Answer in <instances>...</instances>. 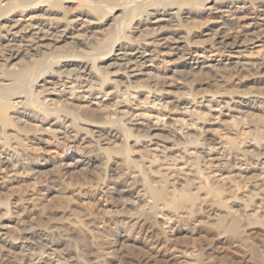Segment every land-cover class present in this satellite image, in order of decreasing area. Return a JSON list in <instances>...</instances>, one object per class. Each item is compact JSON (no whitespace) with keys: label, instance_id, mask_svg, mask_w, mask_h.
I'll list each match as a JSON object with an SVG mask.
<instances>
[{"label":"bare ground","instance_id":"bare-ground-1","mask_svg":"<svg viewBox=\"0 0 264 264\" xmlns=\"http://www.w3.org/2000/svg\"><path fill=\"white\" fill-rule=\"evenodd\" d=\"M0 179V264H264V0H0ZM66 191L140 203L98 241Z\"/></svg>","mask_w":264,"mask_h":264},{"label":"rangeland","instance_id":"rangeland-1","mask_svg":"<svg viewBox=\"0 0 264 264\" xmlns=\"http://www.w3.org/2000/svg\"><path fill=\"white\" fill-rule=\"evenodd\" d=\"M261 51H262V49L256 48L253 52H250L249 54L248 53L247 54L249 56L254 57V56H258L261 53ZM97 99H99L103 102V104L99 108L95 104L96 97L88 96L85 100L87 102H89V104H90L89 108L94 109V110H99L100 108H103L107 104V102H111L113 100V97H112V95H109V96L98 95ZM200 103H201L200 105H202V103L205 104L206 101L204 99H201ZM2 156H3V154L1 155V157ZM81 158H82L81 160H83L84 158H86V156H82ZM40 163L41 162H39V164ZM8 174L5 177V180H9V179L14 177V175H11V172ZM49 174H51L50 168L44 169L43 173H42V177L44 176L43 178H46ZM18 176L24 177L25 175L23 173V174H20ZM30 178H32V177H30ZM30 180L32 181V179H30ZM65 181H67V180H65ZM0 183H2V179H0ZM56 185L60 186V184H56ZM15 186H16L17 191L13 192L12 194H8V192L2 191V193H0V196H1L0 198L1 199H4V198L9 199V201L12 204L13 213H12V215L8 216V220H3V222L8 224L9 228L7 230H9V233L12 234L13 237H19L22 234L19 231V229L22 226L16 221L17 220L16 218H18L19 216L17 214H15L14 211L20 209V206H21L20 202H21V199H23V198H30V199L26 200V202L23 203V210L26 211L29 208L34 210L35 207H33L32 204H33V200H35L36 194H34V191H32L31 188H29L28 186H26L25 183H23L19 186H17V185H15ZM93 192L91 194H89V197H88V195H86V196L82 195L81 196V195L77 194L76 191L75 192L74 191L73 192L66 191L65 194H67L68 196L72 195L69 197L74 199L73 200L74 202L71 200L72 201V202L70 201L71 204L69 203V205H71V206H69V205L68 206L73 207V208L75 207L74 209L77 212L74 213L75 211H73V208H72V212L69 210L70 214L66 213V214H64V217H66V216L67 217H73V216H77V215L79 216V214H82V216L81 215L80 216H81V218H84L83 216L88 214L91 211V213H89V215L92 219H94L93 221H95V223H94L95 225L93 224L94 231H99V235L96 238V240L98 239V241H99V238H102V240H104L107 237L108 240L109 241L111 240L110 242H112V237H110L111 236L110 234L114 233L115 230H118V229H116V225H115L114 221H116V220L118 221V219L122 218L120 215L122 213L135 211V207H136L137 203H140L139 202L140 200H138V198L132 196V197L128 198L127 200L125 198L119 199L115 202L116 205L110 206V205H107V202L102 201V195L101 194L97 193V191H95L94 193ZM41 193L44 194L45 191H42ZM90 203H92V204H90ZM87 205H89V206H87ZM104 209L109 210V211L104 212ZM36 211L37 210L35 209V212L32 214L31 217H35ZM28 213H30V211H28ZM33 220H35V219H33ZM35 221H37V218ZM30 222H34V221H28L27 223H30ZM32 224H35V223H32ZM178 226H190L192 228H196L198 225L196 223L188 221V222H184V223L182 222L180 224L175 223V225H173V228H176ZM130 233L133 234V232H130ZM182 235H183L182 238H177L174 240V244L177 248H180L183 250L184 249L190 250L191 248H194L200 252H203L205 255L215 256V257L218 254V251L216 252L212 249L207 248L209 246L210 242H212L211 238H208L206 236L192 235L188 230H186L185 233H182ZM249 238H257V237L255 234H252L249 236ZM102 246H104V247H101V250L104 249L106 252H108V251L111 252V250L114 248V246L112 244H108L107 246L104 244ZM250 246H251V248L255 247L254 241H251V243H249V247ZM116 247L119 248V250L126 251V248L122 247L121 245H118V246L116 245ZM11 250L13 251V253L11 256L10 255L9 256H10V258L15 260L16 262H18L17 260L20 258L22 251L25 253L27 252V250H22L18 246L12 247ZM130 251L131 250H129V252ZM158 251L161 252L162 249H158ZM163 251H164V249H163ZM168 252L169 253L174 252L175 257H177V258L179 256H182V253H180V251L169 249ZM94 254L96 257H98V255H99L98 252L97 253L95 252ZM106 257L108 258L110 256L107 255ZM113 261H116V259H113ZM113 264H116V262H114ZM155 264H160V262H157ZM163 264H178V263L176 261H174V259H169L168 261H163ZM209 264H212V262H210Z\"/></svg>","mask_w":264,"mask_h":264}]
</instances>
